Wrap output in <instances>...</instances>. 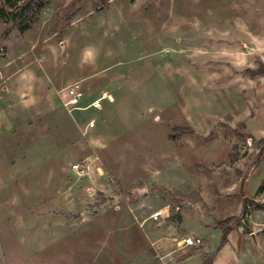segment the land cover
I'll return each mask as SVG.
<instances>
[{
    "label": "rangeland",
    "instance_id": "374dc122",
    "mask_svg": "<svg viewBox=\"0 0 264 264\" xmlns=\"http://www.w3.org/2000/svg\"><path fill=\"white\" fill-rule=\"evenodd\" d=\"M29 2L42 6L23 18ZM0 9L2 62L36 56L53 95L75 81L84 91L71 110H29L30 122L0 140V264H117L155 252L149 225L186 229L225 214L235 223L245 203L256 208L264 74L246 71L264 67V0Z\"/></svg>",
    "mask_w": 264,
    "mask_h": 264
},
{
    "label": "crops",
    "instance_id": "0c3cea01",
    "mask_svg": "<svg viewBox=\"0 0 264 264\" xmlns=\"http://www.w3.org/2000/svg\"><path fill=\"white\" fill-rule=\"evenodd\" d=\"M11 57L7 62L0 59V140L30 122L29 110L34 111L36 119L43 114L39 109L48 114L61 103L59 90L53 95L46 86V65L39 58L34 56L29 62L21 63L18 57ZM90 104L95 106L98 102L94 100ZM252 201L256 208L243 225L234 223L230 214L215 219L199 218L186 229L175 224L149 225L148 240L155 246V252H131L129 260L117 264H264V185ZM151 215L149 218L154 220ZM227 219L231 221L220 227L219 223ZM224 228L228 230L222 242ZM187 236L199 237L202 245L179 248L176 242Z\"/></svg>",
    "mask_w": 264,
    "mask_h": 264
},
{
    "label": "built area",
    "instance_id": "2783aa9c",
    "mask_svg": "<svg viewBox=\"0 0 264 264\" xmlns=\"http://www.w3.org/2000/svg\"><path fill=\"white\" fill-rule=\"evenodd\" d=\"M58 93L62 106L67 110H71L75 108L80 103V101L83 99L84 96L83 87L81 83L78 81L72 82L63 89L59 90ZM92 125H93V120H91L88 123V126H92ZM72 169L78 174H84L87 170L86 166L81 167L78 164L73 165ZM249 207L250 206L248 205V203H245L246 210L239 219V225H243L250 218ZM160 216H162V210H158L154 212L151 215V218L155 220ZM177 244L180 246L196 248L202 245V240L199 237L187 236L182 238L180 241H178Z\"/></svg>",
    "mask_w": 264,
    "mask_h": 264
},
{
    "label": "trees",
    "instance_id": "16d2710c",
    "mask_svg": "<svg viewBox=\"0 0 264 264\" xmlns=\"http://www.w3.org/2000/svg\"><path fill=\"white\" fill-rule=\"evenodd\" d=\"M35 6V8H41V4L40 2L38 3H32V2H29L27 3L26 5H24L20 11H19V14L22 15L23 18H26L28 13H30L32 10H33V7ZM0 11H2V9H0ZM12 17V20L16 19L15 17L18 16V14H12L10 15ZM15 21V20H14ZM17 22V21H16ZM18 24V23H17ZM28 28V25L26 24H22V25H18L17 26V29L20 31V32H24L26 29ZM246 73H248L250 76H255L256 74H264V67L261 66L260 69L258 70V73L257 72H253V71H246ZM188 132V131H187ZM190 132V131H189ZM231 221V219H227L225 221H223L222 223H219V226L221 227L223 224H226V223H229ZM239 221H237L238 223ZM227 228H224L223 229V235H222V242L224 241L225 239V235L227 233Z\"/></svg>",
    "mask_w": 264,
    "mask_h": 264
},
{
    "label": "water",
    "instance_id": "95a60500",
    "mask_svg": "<svg viewBox=\"0 0 264 264\" xmlns=\"http://www.w3.org/2000/svg\"><path fill=\"white\" fill-rule=\"evenodd\" d=\"M142 192L144 193L145 191H144V190H142Z\"/></svg>",
    "mask_w": 264,
    "mask_h": 264
}]
</instances>
